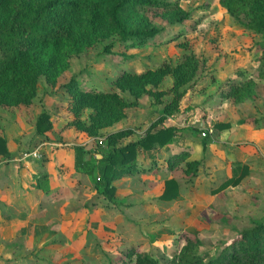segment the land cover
<instances>
[{
	"label": "rangeland",
	"instance_id": "rangeland-1",
	"mask_svg": "<svg viewBox=\"0 0 264 264\" xmlns=\"http://www.w3.org/2000/svg\"><path fill=\"white\" fill-rule=\"evenodd\" d=\"M180 4L192 12L184 24H170L162 18L161 9L148 10L165 28L150 44L126 49L113 36L72 56L55 85L42 76L29 108L0 106V136L7 139L12 153L0 154V172L5 164L8 178L17 180L20 190L35 188L34 207L28 199L5 212L16 221L12 227L0 228V264H125L132 248L150 253L162 264L187 237L201 239L216 253L244 228L264 219V79L258 78L263 67L258 45L264 35L238 24L220 0H180ZM112 41L114 53L103 54V44ZM182 43L192 47L200 69L187 88L180 112L164 124L181 129L178 141L160 155L185 151L189 156L173 170L154 169L117 179L116 197L124 202L114 204L97 193L88 174L75 168L73 147L95 150L97 141L121 129L134 131L124 144L138 139L155 120L154 100L143 95L138 106L127 109L125 119L103 129V136L96 140L70 125L71 96L64 84L79 75L85 89L114 90L113 81L122 71L141 73L178 64L185 52ZM123 53L134 58L125 59ZM250 78L258 82L252 100L239 103L222 96L230 84ZM172 85L169 75L160 87L168 92L165 101L173 96ZM42 111L50 113L54 126L45 135H37L34 122ZM91 112L86 109L82 119L87 121ZM246 118L250 122L240 124ZM217 122H231L234 127L216 132ZM207 132L213 141L204 149L201 141ZM143 160L140 157L141 165H152ZM190 160L203 161L197 175L186 171ZM235 161L246 163L250 173L237 186L220 190ZM170 177L178 180L180 195L164 201L160 195Z\"/></svg>",
	"mask_w": 264,
	"mask_h": 264
},
{
	"label": "trees",
	"instance_id": "trees-1",
	"mask_svg": "<svg viewBox=\"0 0 264 264\" xmlns=\"http://www.w3.org/2000/svg\"><path fill=\"white\" fill-rule=\"evenodd\" d=\"M220 5L245 29L264 35V0H220ZM149 9H161L162 18L172 25L184 24L192 16L190 10L181 6L180 0H0V106L29 108L38 95L42 76L55 85L69 68L72 56L113 36H117L116 42L126 49L150 44L165 28L148 15ZM114 46L115 41L103 44L102 53H114ZM181 46L185 52L178 64H165L141 73L122 71L113 81L114 90L85 89L78 80L79 75L64 84L71 96L69 109L73 119L70 125L96 140L103 136V129L125 119L127 109L138 106L143 95H150L154 100L151 112L155 120L138 139L124 144L134 131L121 129L97 141L95 150L84 145L73 147L75 168L88 174L97 193L114 204L124 202L116 197L114 182L117 179L154 169L173 170L189 156L185 151L168 157L160 155L169 144L178 141L181 129L164 124L180 112L187 88L193 85L200 69V60L192 47L187 43ZM258 49L263 66L258 78L264 79V42ZM124 58L132 59L134 55L124 54ZM169 75L173 77L170 90L173 96L165 101L168 92L160 87ZM257 86L253 78L235 82L222 96L239 103L252 100ZM86 109H92L87 121L82 119ZM239 122L246 124L250 120ZM34 126L37 135L51 131L54 125L50 113L42 111ZM233 127L231 122H217L213 126L216 132ZM212 141V133L207 132L201 141L204 149ZM0 154L6 157L12 154L4 136H0ZM140 157L152 165H141ZM202 165V160L187 161L186 171L197 175ZM249 173L246 163L235 161L231 176L219 189L237 186ZM179 195L178 180L167 178L160 198L172 201ZM126 256L129 261L125 264H160L150 253L135 248ZM162 264H264V219L244 228L216 253L208 250L201 239L187 237L180 250Z\"/></svg>",
	"mask_w": 264,
	"mask_h": 264
},
{
	"label": "crops",
	"instance_id": "crops-1",
	"mask_svg": "<svg viewBox=\"0 0 264 264\" xmlns=\"http://www.w3.org/2000/svg\"><path fill=\"white\" fill-rule=\"evenodd\" d=\"M3 167H5V164L1 168L2 172H0V177L3 179L0 180V228L9 226L12 227L14 222L16 221L14 220V218H11V214L5 213L8 210L12 209L13 205L21 206L23 205V202L28 201V199H30L29 204L31 205V207H34L35 205V188L29 190V188L27 187L25 190H20V188L15 185L17 180H14L13 178L9 179ZM30 167H32V164H30ZM19 211H23V206L22 210L19 209Z\"/></svg>",
	"mask_w": 264,
	"mask_h": 264
},
{
	"label": "built area",
	"instance_id": "built-area-1",
	"mask_svg": "<svg viewBox=\"0 0 264 264\" xmlns=\"http://www.w3.org/2000/svg\"><path fill=\"white\" fill-rule=\"evenodd\" d=\"M204 134H205V133H204ZM33 155H34V156H37L38 154H37V152H34Z\"/></svg>",
	"mask_w": 264,
	"mask_h": 264
}]
</instances>
